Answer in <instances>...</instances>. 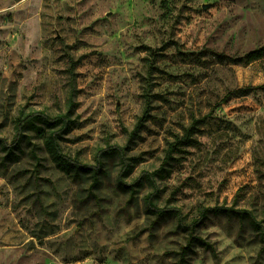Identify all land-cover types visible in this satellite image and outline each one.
<instances>
[{
  "label": "rangeland",
  "instance_id": "374dc122",
  "mask_svg": "<svg viewBox=\"0 0 264 264\" xmlns=\"http://www.w3.org/2000/svg\"><path fill=\"white\" fill-rule=\"evenodd\" d=\"M262 46L264 0H0L1 137L12 139L21 110L65 111L75 88L79 122L64 150L93 165L99 148L129 146L132 183L206 118L156 191L123 190L116 154L96 180L70 177L44 148L39 178L27 154L0 167V264H264L249 218L210 212L195 233L215 251L194 244L182 260L190 231L145 203L154 191L187 223L205 208H246L264 225V58L215 56ZM145 93L150 114L132 136Z\"/></svg>",
  "mask_w": 264,
  "mask_h": 264
},
{
  "label": "trees",
  "instance_id": "16d2710c",
  "mask_svg": "<svg viewBox=\"0 0 264 264\" xmlns=\"http://www.w3.org/2000/svg\"><path fill=\"white\" fill-rule=\"evenodd\" d=\"M215 56L219 60H227L234 63H252L264 58V46L252 50L242 57L235 58L223 53H215ZM74 91L75 88H73L69 94L65 111L58 114H50L45 110L39 109L28 111L21 110L19 112L14 120V135L12 139L8 140L0 136V151L3 152V154H1L2 156L0 155V167L9 168L12 164L19 162L21 158L27 154L33 165L32 173L35 174L36 178H39L40 171L42 168L46 167L44 162L46 158L43 157L39 151V149L44 148L55 165L70 177L75 178L81 176L82 173H91L94 180H96L97 175L102 170L103 158L106 155L116 154L121 157L123 164L118 176V184L123 190L129 191L133 194L134 191H136L135 187L141 185L143 181H146L149 185L154 187V191H156L158 188L157 177H165V173H168L169 171L167 167H172L174 161L179 159L176 158V154L185 152L186 147L196 143L195 135L199 129L198 127L206 119L202 118L194 120L185 133L176 138L175 142L170 144L166 151L163 164L159 170L150 173L145 172L142 178L131 183L127 178L132 173L133 165L131 160L125 156V151L129 146L115 143L99 148L95 157L96 163L93 165L85 164L72 158L70 154L64 150L62 140L79 122V116L76 114L77 102L76 93ZM145 97L146 109L138 124L131 132L130 135L132 136L144 126V122L150 114L151 95L145 93ZM35 184L38 186V181H36ZM154 191L147 194L145 197L148 212L159 217L174 215L177 218L180 227L185 231H190L188 244L182 251V260L185 259L187 253L194 244L214 249L212 244L195 233L196 228L205 221L210 212H213L214 214H235L244 219L249 218L252 224L260 230L264 240V225L261 220L256 218L251 210L246 208H231L227 206L209 207L201 211L199 214L200 216L187 223L182 215V211L178 208L158 206L154 201V197L157 195ZM38 200L43 204L40 197Z\"/></svg>",
  "mask_w": 264,
  "mask_h": 264
},
{
  "label": "water",
  "instance_id": "95a60500",
  "mask_svg": "<svg viewBox=\"0 0 264 264\" xmlns=\"http://www.w3.org/2000/svg\"><path fill=\"white\" fill-rule=\"evenodd\" d=\"M208 7V5H204V8H207Z\"/></svg>",
  "mask_w": 264,
  "mask_h": 264
}]
</instances>
